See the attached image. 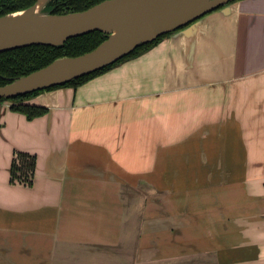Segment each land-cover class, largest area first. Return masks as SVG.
<instances>
[{"label":"crops","instance_id":"1","mask_svg":"<svg viewBox=\"0 0 264 264\" xmlns=\"http://www.w3.org/2000/svg\"><path fill=\"white\" fill-rule=\"evenodd\" d=\"M29 102H0V264H264V0Z\"/></svg>","mask_w":264,"mask_h":264},{"label":"water","instance_id":"2","mask_svg":"<svg viewBox=\"0 0 264 264\" xmlns=\"http://www.w3.org/2000/svg\"><path fill=\"white\" fill-rule=\"evenodd\" d=\"M56 1L47 0L38 10L37 0L28 8L1 16L0 52L33 45L63 47L69 39L95 31L109 37L90 52L58 58L0 85V98L11 100L95 73L142 45L195 25L216 10L229 9L237 0H104L86 10L65 14L54 12Z\"/></svg>","mask_w":264,"mask_h":264},{"label":"trees","instance_id":"3","mask_svg":"<svg viewBox=\"0 0 264 264\" xmlns=\"http://www.w3.org/2000/svg\"><path fill=\"white\" fill-rule=\"evenodd\" d=\"M36 1L37 0H0V17L17 10L28 8L34 5ZM102 1L104 0H57L54 2V5H56L54 12L56 14H65L83 11ZM171 34L164 35L153 43L142 45L120 61L95 73L76 79L68 84L19 96L11 100L0 98V102H13L11 104V109L13 111L25 115L29 120H34L48 114L50 111L46 107L31 104L29 102L40 93L61 87L78 88L114 67L146 53ZM108 37L109 35L103 31H95L86 35L71 38L63 47L33 45L0 52V85H6L19 77L28 75L36 70L46 67L58 58L66 56L77 57L90 52L97 48ZM36 167V155L16 151L14 153L11 167L10 182L14 185L22 184L32 187L34 185Z\"/></svg>","mask_w":264,"mask_h":264},{"label":"bare ground","instance_id":"4","mask_svg":"<svg viewBox=\"0 0 264 264\" xmlns=\"http://www.w3.org/2000/svg\"><path fill=\"white\" fill-rule=\"evenodd\" d=\"M46 1H47V0H40L38 10L41 9V7L44 5V3H45Z\"/></svg>","mask_w":264,"mask_h":264}]
</instances>
